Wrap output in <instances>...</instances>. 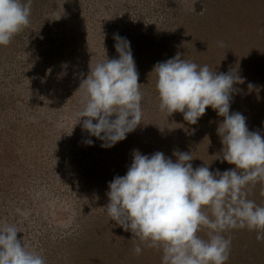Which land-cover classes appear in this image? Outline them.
I'll return each mask as SVG.
<instances>
[{
	"label": "rangeland",
	"instance_id": "obj_1",
	"mask_svg": "<svg viewBox=\"0 0 264 264\" xmlns=\"http://www.w3.org/2000/svg\"><path fill=\"white\" fill-rule=\"evenodd\" d=\"M30 10L28 37L0 45V225L16 226L17 238L46 264H162L160 247L110 220L108 182L126 173L134 149L173 160V151L191 152L194 168L234 167L218 159L223 117L215 110L206 108L191 125L182 113L160 109L151 71L177 53L216 73L236 70L244 82L233 86L230 113H242L248 129L264 136V0H30ZM116 33L130 41L142 118L126 139L103 148L82 128L83 118L76 124L75 112L89 70L118 58ZM243 191L264 206V180ZM103 226L111 239L125 235L117 247ZM258 231L225 230L231 241L225 264H264ZM207 232L197 234L207 239ZM79 234L97 245L66 253Z\"/></svg>",
	"mask_w": 264,
	"mask_h": 264
},
{
	"label": "clouds",
	"instance_id": "obj_2",
	"mask_svg": "<svg viewBox=\"0 0 264 264\" xmlns=\"http://www.w3.org/2000/svg\"><path fill=\"white\" fill-rule=\"evenodd\" d=\"M29 17L30 0H0V45L9 44ZM113 39L118 58L106 57L89 70L79 86L82 107L75 112L76 124L83 118L82 128L103 148L126 139L142 118L143 96L130 41L118 33ZM153 71L162 111L182 113L191 125L208 107L223 117L216 129L222 144L218 159L234 167L222 172L204 164L194 168L191 152L173 151V160L160 151L142 154L134 149L126 173L108 182L104 208L133 238L160 247L162 264H225L231 243L222 235L225 230L247 227L260 230L257 239H264V206L243 191L250 182L264 180V136L248 129L242 113H230L233 86L244 78L236 70L210 71L179 53L156 63ZM83 143L91 146L93 140ZM201 228L208 229L207 239L197 234ZM17 233L14 225H0V264H46Z\"/></svg>",
	"mask_w": 264,
	"mask_h": 264
},
{
	"label": "trees",
	"instance_id": "obj_3",
	"mask_svg": "<svg viewBox=\"0 0 264 264\" xmlns=\"http://www.w3.org/2000/svg\"><path fill=\"white\" fill-rule=\"evenodd\" d=\"M32 10H30V12H31ZM29 20H30V18H29ZM31 26V22H29L28 23V25H26L25 27H23L22 28V30L19 32V33H17L16 35H14L13 36V38L11 39V42L9 43V45H11L12 44V42H13V40H15L14 38L17 36L18 38H21L22 36H26V37H28L27 36V33H26V31L28 30L27 28H29ZM16 37V38H17ZM23 38V37H22ZM24 41H27V39L26 40H21L20 42H23L24 43ZM103 229L105 230L102 234L106 237V239L107 238H109V240L111 239V235H112V232H111V230L110 229H108V226H103ZM86 230H87V227H86ZM109 232H111V233H109ZM123 233V232H122ZM106 234V235H105ZM124 234V233H123ZM115 235V234H114ZM124 237H125V235H121V236H116L115 238H113V239H111V241L108 243L107 241L106 242H101V244L102 245H105L106 243H108V244H111V243H113L114 244V246H111L112 247V249H113V247H117L120 243H121V241L124 239ZM91 238H85V237H82V235L81 234H79V236H78V239L76 240V242H74V244L72 245V248L71 249H69V250H67V252L66 253H68V254H72V253H74V251H76V249L78 248V247H80V246H84L83 248H85V249H89V248H91V247H93V245H97V242L96 241H91L90 240ZM78 244H79V246H78ZM82 248V249H83ZM110 247H107V249H109ZM80 257V256H79ZM82 258V257H81ZM80 259V258H79ZM79 259H77L76 260V262H79ZM82 260H84L83 258H82ZM81 260V261H82ZM85 260H86V258H85ZM87 264V263H86Z\"/></svg>",
	"mask_w": 264,
	"mask_h": 264
}]
</instances>
